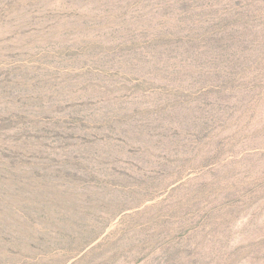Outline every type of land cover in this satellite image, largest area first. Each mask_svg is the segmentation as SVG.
<instances>
[{
    "label": "rangeland",
    "instance_id": "rangeland-1",
    "mask_svg": "<svg viewBox=\"0 0 264 264\" xmlns=\"http://www.w3.org/2000/svg\"><path fill=\"white\" fill-rule=\"evenodd\" d=\"M0 264H264V0H0Z\"/></svg>",
    "mask_w": 264,
    "mask_h": 264
}]
</instances>
